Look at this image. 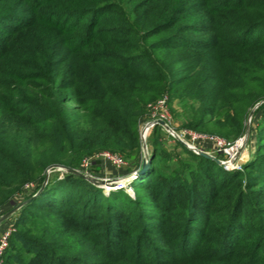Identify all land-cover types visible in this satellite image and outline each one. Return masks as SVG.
Masks as SVG:
<instances>
[{
    "label": "trees",
    "instance_id": "obj_1",
    "mask_svg": "<svg viewBox=\"0 0 264 264\" xmlns=\"http://www.w3.org/2000/svg\"><path fill=\"white\" fill-rule=\"evenodd\" d=\"M262 12L258 0H139L123 20L117 0H0V208L27 185L39 183V192L50 165L79 170L101 152L138 164L145 106L165 92L176 94L186 126L240 137L264 98V35L222 38L230 28L254 34ZM102 17L116 22L123 48L112 63L95 47ZM92 46L94 55L83 56ZM173 54L191 72L170 80L165 58ZM262 119L244 173L228 174L182 143L197 168L160 172L157 125L133 195L108 196L69 172L50 179L20 209L10 246L18 241L23 251L9 256V246L4 264H264ZM33 216L55 225L35 233L27 229Z\"/></svg>",
    "mask_w": 264,
    "mask_h": 264
},
{
    "label": "rangeland",
    "instance_id": "obj_2",
    "mask_svg": "<svg viewBox=\"0 0 264 264\" xmlns=\"http://www.w3.org/2000/svg\"><path fill=\"white\" fill-rule=\"evenodd\" d=\"M139 0H117L119 3L122 14L121 18L123 20L128 19L131 17V9L132 7L138 2ZM231 1V0H229ZM234 1V0H233ZM259 4H264V0H258ZM261 17H264V12L260 13ZM111 18L102 17L101 18V24H98L97 29H104V34L102 38H100L99 45H96L97 49L100 51L103 57L108 61V63H112L116 58V55L118 52L123 51V48H118L116 45H120L121 42L118 40L117 36L115 35V29H116V22L110 20ZM146 28H138V32L142 33L143 30ZM229 36H224V41H229L233 43L236 40H246L249 39L250 41L254 40L256 37H260L264 35V27H258L254 34L247 35L246 37H240L237 36L238 32H236L233 29H228ZM234 33V34H232ZM249 33V32H248ZM70 36H77V34H69ZM186 37H200L198 34H186ZM202 37V36H201ZM110 45V47H107L106 45ZM94 46L88 48L84 51L82 54L84 55H94L93 50L95 49ZM120 47V46H119ZM67 51V48H66ZM180 54H173L165 58V62H167V65H171L169 68H166V72L169 75L170 80L177 77V75H187L188 71L191 72V64L187 62H182L180 64L177 63L176 60ZM181 56L180 58H182ZM75 59L74 57L71 58ZM172 61V62H171ZM174 61V62H173ZM171 62V64H170ZM135 63V62H132ZM101 67H108V68H114V66H104L101 65ZM193 67V66H192ZM163 97H168V108L169 113L165 115V121L168 124V126L178 135H183V133L188 132H194L199 135V138L193 139L192 135L185 136L183 139L187 142H189L192 146L197 148L198 150L208 153L209 155L215 157L219 161L223 162L221 167L226 173H234V172H241L244 173V168L246 165H248L249 162L252 161V158L254 157L258 144L262 141V139H259L258 137V129L259 125L263 122V115H264V108L262 109V105L264 104V98L254 106H252L248 113L246 114V118L244 121V130L240 137L233 138V137H227L224 135H218L211 132L210 129L212 127H208L207 130H193L191 127L186 126L184 123L185 121L182 118H177L178 115H181V106L179 105V100L177 99L176 94L173 92H165L160 97H157L153 101H150L146 104L143 117L139 123V133L142 127H144L148 122L152 121V118L154 114L156 113L153 111V108L155 104L162 99ZM155 112V113H154ZM180 113V114H179ZM156 118L155 120H157ZM161 127V126H160ZM249 127V136L247 139V142L245 146L242 148V151L238 154V147L241 140L244 141V138L247 133V128ZM154 127L150 130L148 136H147V148L148 152L150 154V143H149V137L153 131ZM192 129V130H191ZM162 142V147L160 148V154H158L156 157V163L157 167L159 168V171L167 174V175H173L175 176V171L178 173L182 170H185L187 172L195 170L197 167L196 161L192 156L187 155L184 150L178 145V143H181L178 139H176L171 133H169L165 128L161 127L158 133L156 134ZM218 140L223 141V146L220 147L218 144ZM261 140V141H260ZM141 141V153L143 152V145L142 140ZM238 149V150H237ZM190 150V149H189ZM192 151V150H191ZM105 152L97 153L89 158H84L80 161V171L88 176H91L93 178L99 179V180H116L123 183V187L116 186L114 188H106L105 186H98L96 184H93L94 186L103 189L106 195H110L112 191H116L119 189H127V192L131 195H133V189L129 186L130 182L132 180H128L129 175L131 174L135 164L134 161L130 159V156L126 155L125 153H112L117 154L120 156L124 161V166L121 168L115 167L112 163L107 162L104 160V157L102 154ZM111 153V152H108ZM197 154V153H196ZM86 161L88 165L86 166ZM85 167H84V166ZM220 165V164H219ZM66 167L61 165H50L46 169V177L47 172L50 171L48 182L46 183L45 187L48 185L49 180L53 179H63L64 173L66 172L64 169ZM58 173V174H56ZM46 180V179H45ZM50 180V181H51ZM45 183V181H44ZM42 184V186L44 185ZM39 184V183H38ZM38 184L34 183L31 185H28V187H24L22 192L19 195H16L8 204L2 206L0 208V218L7 213L11 212L13 209L18 207L19 205H23L21 208H23L29 201L36 198L39 193H41L45 187L40 189L39 192H37ZM257 187H264V184L258 185ZM255 187V188H257ZM42 188V187H41ZM258 189V188H257ZM36 194H33L35 193ZM33 194V196H32ZM258 202V201H256ZM20 208V209H21ZM16 211L13 215H11L8 219H6L3 223L0 225L3 227H11L13 230V233L18 230V227H16V222L19 218V213H21V210ZM44 216V215H43ZM55 225V219L54 218H39V217H32L31 220L27 222V229L33 230L35 233H42V228H45L47 230H50ZM10 246V243H9ZM9 248V247H8ZM8 250V249H7ZM23 251L22 246L18 241L13 240L10 246V250L8 251V255H18L20 252ZM6 264H14L13 261H8Z\"/></svg>",
    "mask_w": 264,
    "mask_h": 264
},
{
    "label": "water",
    "instance_id": "obj_3",
    "mask_svg": "<svg viewBox=\"0 0 264 264\" xmlns=\"http://www.w3.org/2000/svg\"><path fill=\"white\" fill-rule=\"evenodd\" d=\"M154 125L157 126H161L163 128H165L169 133H171L176 139H178L183 145H185L188 149L192 150L194 153H197L198 155L206 158V159H209V160H213L215 162H217L218 164L222 165L223 162L219 161L218 159H216L215 157L209 155L208 153H205V152H202L198 149H196L195 147H192V146H189L187 145L186 143H184L178 134H176L175 132H173V130L168 126V124L163 121V120H157L154 122ZM249 127L247 128V133H246V136L244 138V141L243 143L241 144L240 146V149L238 150V154L242 151V148L245 146L246 142H247V139H248V136H249ZM143 152H142V156H141V159L139 161L138 164H136L131 172V174L129 175L128 177V180H134L136 179L137 177L141 176L144 172H146L149 168V165H150V154L148 152V148H147V144L145 142H143ZM56 166V165H55ZM66 172H69V173H73L93 184H96L98 186H105L106 188H114L116 187L120 182L116 180H99V179H96V178H93L91 176H88L84 173H82L81 171L79 170H76V169H70V168H65L64 169ZM49 174H50V171L47 172V177H46V180H45V183L44 185L42 186L41 188V191L42 189L45 187L46 183L48 182V178H49ZM23 205H19L18 207H16L15 209H13L11 212L7 213L6 215L2 216L0 218V224L3 223L6 219H8L11 215H13L16 211H18Z\"/></svg>",
    "mask_w": 264,
    "mask_h": 264
},
{
    "label": "built area",
    "instance_id": "obj_4",
    "mask_svg": "<svg viewBox=\"0 0 264 264\" xmlns=\"http://www.w3.org/2000/svg\"><path fill=\"white\" fill-rule=\"evenodd\" d=\"M153 111H155L156 113L154 112L155 114H154V116L152 118V121L148 122L140 130V137H141V140H142V145H143V142H145L147 144V136H148L150 130L153 127H155L154 122L157 121V120L165 121V115L167 113H169L168 97H163L162 99H160L155 104V106L153 108ZM156 118H158V119L155 120ZM187 134L188 135H192L194 140L199 138V135L194 133V132H191V131L190 132L186 131V133H183V135H181V136L179 135L180 139L184 143H186L189 146H192L189 142H187V141H185L183 139L185 136H187ZM218 144H219L220 147H222L223 146V141L222 140H218ZM192 147H194V146H192ZM102 156L104 157L105 161L112 163L117 168H121L125 164L123 159L120 156H118L117 154H112V153L105 152V153L102 154ZM85 164H86V166L88 165L87 161H86ZM117 186L123 187V183L120 182ZM26 187H28V185ZM12 234H13V230H12L11 227H4V226L2 227L0 225V264H4V256H5V253H6L7 249H8V247H9V243H10V239H11Z\"/></svg>",
    "mask_w": 264,
    "mask_h": 264
},
{
    "label": "bare ground",
    "instance_id": "obj_5",
    "mask_svg": "<svg viewBox=\"0 0 264 264\" xmlns=\"http://www.w3.org/2000/svg\"><path fill=\"white\" fill-rule=\"evenodd\" d=\"M146 132H147V131H146ZM242 143H243V140H241V142L239 143L240 145H239L238 149L240 148V146H241ZM238 149H237V150H238Z\"/></svg>",
    "mask_w": 264,
    "mask_h": 264
}]
</instances>
